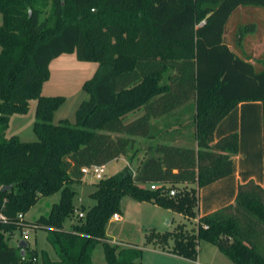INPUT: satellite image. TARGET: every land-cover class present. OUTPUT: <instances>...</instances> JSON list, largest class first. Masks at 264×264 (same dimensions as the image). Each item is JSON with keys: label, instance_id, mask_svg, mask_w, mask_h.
<instances>
[{"label": "trees", "instance_id": "1", "mask_svg": "<svg viewBox=\"0 0 264 264\" xmlns=\"http://www.w3.org/2000/svg\"><path fill=\"white\" fill-rule=\"evenodd\" d=\"M239 7L264 8V0H0V264H38L37 251L32 257L29 246L10 245L24 229L48 233L58 259L42 251V264H95L100 245L107 264H136L142 249L112 245L107 236L124 198L197 219L200 190L233 174L239 134L214 135L241 103H262L264 149V61L257 71L224 42ZM64 54L101 69L84 85L90 99L74 125H54L65 99L42 96L51 63ZM31 101L38 141L4 139L11 117L27 114ZM185 110L192 113L187 134ZM136 137L155 143L135 176L127 167L100 180L91 195L96 204L65 230L83 169L126 157ZM154 183L168 188L153 191ZM58 193L48 216L25 219L41 198ZM147 241L191 261L205 242L233 264H264V187L240 183L235 202L199 218L194 233L181 225L152 231Z\"/></svg>", "mask_w": 264, "mask_h": 264}, {"label": "rangeland", "instance_id": "2", "mask_svg": "<svg viewBox=\"0 0 264 264\" xmlns=\"http://www.w3.org/2000/svg\"><path fill=\"white\" fill-rule=\"evenodd\" d=\"M259 18H263L262 15L253 12L237 13L231 21V25H236V27L234 30L228 32L229 38L231 37V39H233L231 42L235 52L240 56H244L243 53L249 54V59L254 58L256 55L258 59H254V65L257 71L263 69L262 62L264 61V28L262 25H258L259 23L257 22ZM252 20H255L256 24H254ZM2 22L3 18L0 13V27ZM252 25L255 28L253 32L252 30L250 31V28L253 27ZM253 34L254 36L251 37ZM100 70V65L98 63L79 61L76 54H64L51 63L50 76L43 85L42 96L63 97L65 99V102L54 114V125H59L64 120L69 121L73 125L76 123L77 111L85 101L90 99V95L85 90L84 85ZM190 105L191 104H189V106ZM36 106L37 102L31 101L30 110L27 114H16L11 117L9 129L6 131L4 139L18 137L23 142L38 141V136L34 130V125L36 123ZM142 114L143 111L141 110L130 116L127 120L131 121ZM183 120V132L187 134L191 132L193 128L192 113L185 110ZM152 143H155L152 139L136 137L134 147L125 157L127 164L124 158L112 161L106 165L104 177L110 178L115 176L127 167L136 174L138 166L141 161L145 159L149 146H151ZM261 171L264 172L263 169ZM99 181L100 180H97L93 174L85 175L83 183L75 186L78 193L74 201L75 212L64 223L65 230L69 231L74 224L79 223L78 213L85 214L96 204V201L91 198V195L96 191V185ZM194 187V185L189 186V188ZM60 198V193L51 197L41 198L27 214V221L35 222L42 216H48L52 206L59 203ZM199 200L200 208L198 212L202 214L205 210L204 206H202L205 198L201 199L200 197ZM121 210L122 219L120 221L111 220L109 222L107 226V236L112 245H118L121 248L135 245L142 249L144 251L143 258L136 264H193L188 260L170 257V253L163 252L162 248L158 245L150 244L147 241V236L150 235L152 231L162 234L175 231L179 225L185 227L186 232L194 233L198 223H190L177 215L168 214L163 210H159V212L156 213L151 204L136 202L129 197L123 199ZM168 222H170V224H168ZM155 226H157V229L154 228ZM26 232H28L27 243L31 251L29 252V256L33 257V252L37 251L39 255L38 264H42L40 257L42 250L50 252L52 260L55 261L58 259L55 251L47 240L48 233L44 230H19L10 241V245L15 247L19 246ZM201 246L212 247L205 242H201ZM222 257H224L227 263L233 264L225 256ZM93 261L95 264H107L104 250L101 245L96 248Z\"/></svg>", "mask_w": 264, "mask_h": 264}, {"label": "crops", "instance_id": "3", "mask_svg": "<svg viewBox=\"0 0 264 264\" xmlns=\"http://www.w3.org/2000/svg\"><path fill=\"white\" fill-rule=\"evenodd\" d=\"M246 12H251V13L253 12L256 14H261L263 18H259V21L257 23H259L258 25H262L264 28V8L239 7L232 14V16L230 17L226 25L225 33H224V42L229 46V48L238 57H240L241 59L245 61H249L254 65V59H258L256 55L252 59L251 58L249 59L250 55L246 53H243L244 56H240L237 52H235L232 46V42H231L233 41V39H231V37L229 38V35H228V32L234 30L236 27V25L234 26L231 25V21L233 20L235 14L246 13ZM252 21L254 22V24H256L255 20H252ZM253 36L254 34L251 35V37ZM230 133H238L240 137L239 153L233 157V165H234L233 174L227 178L217 181L200 190L199 198L200 197L201 199L205 198L204 203H202V206H204V209H205L204 212H202V214L198 212L199 214H198L197 219L189 220L187 217H185L182 214L176 213L166 208H162L154 203H149L151 204L152 208H154V212L157 213L159 212V210H163L168 214L177 215L178 217L183 218L184 220H187L190 223H194V222L198 223L199 218H202L224 206L233 204L235 202L237 192H238V185L240 183H247L250 180H254L256 183L264 187V172L261 171L262 169L264 170L263 105L262 103L261 102H248V103L239 104L218 125L215 131L214 139L215 141H218L219 139H221L222 137ZM122 158L126 160L125 157H122ZM126 164H127V160H126ZM199 208H200V200H199ZM26 216H25V219H26ZM120 217L122 219V214H120ZM168 224H170V222H168ZM156 227L157 226H155L154 228L157 229ZM172 232L174 231L167 232V233H172ZM167 233H163V234H167ZM42 251H45V250H42ZM48 254L50 256V252H48ZM169 256L175 257L178 259H184L182 257H178L174 255L172 256L171 254ZM222 256L224 255L215 246H212V247L201 246V243H200L198 247L197 259L195 261H191L188 259H184V260L186 261L188 260L189 262L191 261L193 264H230V263H227V261Z\"/></svg>", "mask_w": 264, "mask_h": 264}, {"label": "built area", "instance_id": "4", "mask_svg": "<svg viewBox=\"0 0 264 264\" xmlns=\"http://www.w3.org/2000/svg\"><path fill=\"white\" fill-rule=\"evenodd\" d=\"M105 172H106V165L85 167L83 169L84 176L93 174L97 180L105 179V177H104ZM134 176H135V173H134ZM149 188L153 191H156V190H160L162 188L167 189L168 185H166L165 183H154V184L150 185ZM169 194H170V196H175L177 194V191L175 189H171ZM84 215H85L84 213H78V216L80 219L84 218ZM112 220L120 221L121 217H120V215L116 214L113 216ZM23 240L27 242L28 232H26L24 234ZM35 261H37V260H35Z\"/></svg>", "mask_w": 264, "mask_h": 264}, {"label": "water", "instance_id": "5", "mask_svg": "<svg viewBox=\"0 0 264 264\" xmlns=\"http://www.w3.org/2000/svg\"><path fill=\"white\" fill-rule=\"evenodd\" d=\"M12 189H13V186H5V187L2 188V191L7 192V191H10ZM19 246L22 247V248H26V247H28V243L23 240L22 242H20Z\"/></svg>", "mask_w": 264, "mask_h": 264}]
</instances>
